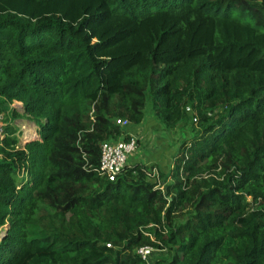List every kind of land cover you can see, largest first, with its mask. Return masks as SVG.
Returning <instances> with one entry per match:
<instances>
[{
    "label": "trees",
    "instance_id": "obj_1",
    "mask_svg": "<svg viewBox=\"0 0 264 264\" xmlns=\"http://www.w3.org/2000/svg\"><path fill=\"white\" fill-rule=\"evenodd\" d=\"M149 99L163 189L99 171ZM0 120V264H264V0H0Z\"/></svg>",
    "mask_w": 264,
    "mask_h": 264
},
{
    "label": "rangeland",
    "instance_id": "obj_2",
    "mask_svg": "<svg viewBox=\"0 0 264 264\" xmlns=\"http://www.w3.org/2000/svg\"><path fill=\"white\" fill-rule=\"evenodd\" d=\"M13 107L16 108V110L21 112V113L24 112V109H23L21 102L14 103ZM146 112H147L146 118H145L146 120L151 119V121H152L155 119V121H157L158 124H163V123H160V121H158L156 117H154V114L152 113L153 112L152 111V101L150 99L147 102ZM19 120H21V119H19ZM152 122L154 123V121H152ZM14 123L17 126H19V128H20L19 135H20V139H21L22 144H24L25 142H27L33 138L34 139L39 138L38 126L35 124V122L29 121L28 119H24V121H18L17 120ZM134 125H136V124H134ZM160 126H162L164 128V131H161ZM160 126L158 127L160 131L156 132L153 129L150 132H148V136H150V137L145 140V143L141 144V142L139 141L138 149L134 153V155H137V154L141 155L143 152L145 153L148 150L153 151L156 149V147H157V149L159 147L161 153L166 151V152H168V155H170L173 152V150L178 148V146L180 145V143L183 140L188 138V136H191L192 134H194L193 129L196 128V125H193L191 123V121L182 123L181 125H179L176 128H169V127L165 126L164 124L160 125ZM165 130H166V132H165ZM164 132H165V134H164ZM157 133H159V135ZM162 134H164V135L162 136ZM135 137L139 140L137 134L135 135ZM159 138H164L165 140L161 141V144H160V142H157ZM142 142H144V141H142ZM129 163L131 164V161ZM152 167L153 166L151 165L150 168L152 169ZM156 169L160 170V168H158V167ZM158 179L160 180V183L157 187H164V184H163L164 178L158 177ZM164 182L166 184L167 181L164 179ZM4 229H5V227H4ZM158 253H159L158 251L154 253L155 257H157Z\"/></svg>",
    "mask_w": 264,
    "mask_h": 264
},
{
    "label": "built area",
    "instance_id": "obj_3",
    "mask_svg": "<svg viewBox=\"0 0 264 264\" xmlns=\"http://www.w3.org/2000/svg\"><path fill=\"white\" fill-rule=\"evenodd\" d=\"M188 111H192L188 107ZM195 120L197 118H194ZM117 123L123 127L129 126L131 123L127 119H117ZM3 125L4 123L0 120V139L3 138ZM129 140H118V141H105L101 145V154H100V164L99 171L100 173L108 178L110 181H115L123 172L125 167L130 164V159L132 155L137 151L139 146V140L135 135H130ZM34 139V138H33ZM149 172V171H148ZM152 177H159V170L156 167L152 168V171L149 173ZM163 189V187H160ZM7 230V227L0 230V237H2ZM110 246V244H108ZM154 248L150 246L141 247L138 250V253L142 256L143 259H148Z\"/></svg>",
    "mask_w": 264,
    "mask_h": 264
},
{
    "label": "crops",
    "instance_id": "obj_4",
    "mask_svg": "<svg viewBox=\"0 0 264 264\" xmlns=\"http://www.w3.org/2000/svg\"><path fill=\"white\" fill-rule=\"evenodd\" d=\"M19 119H21V120H19ZM24 119H27V118L19 117V118L15 119V122L17 120L18 121H24ZM152 121H154V123ZM152 121H151V119H147V120L144 119V121L142 123H140V124H136V125L132 124L131 126L129 125V126H126V127H123V128H125L126 129V133H128L130 135H136L137 134L138 138H139V141L142 144V143H145V140L150 137V136H148V132H150L153 129L156 132L160 131L158 127L160 125H163V124H158L157 121H155V119L152 120ZM160 123H162V122L160 121ZM160 129H161V131H164V128L162 126H160ZM165 132H166V130H165ZM165 132H164V134H165ZM157 134L159 135V133H157ZM164 134H162V136ZM164 140H165L164 138H159L157 142H160V144H161V141H164ZM142 141H144V142H142ZM177 149L178 148L173 150V152L170 155H168V152L165 151V152L161 153L159 147H158V149L156 147V149L153 150V151L148 150L145 153L143 152L141 155L140 154L132 155V158H131L130 161H131V164L140 163L142 165H145L146 167H150L151 165L153 167L157 166L163 172H168L169 169L172 166L173 157H174V154L176 153Z\"/></svg>",
    "mask_w": 264,
    "mask_h": 264
},
{
    "label": "water",
    "instance_id": "obj_5",
    "mask_svg": "<svg viewBox=\"0 0 264 264\" xmlns=\"http://www.w3.org/2000/svg\"><path fill=\"white\" fill-rule=\"evenodd\" d=\"M7 231V230H6Z\"/></svg>",
    "mask_w": 264,
    "mask_h": 264
}]
</instances>
